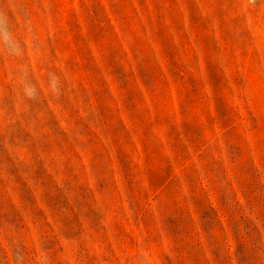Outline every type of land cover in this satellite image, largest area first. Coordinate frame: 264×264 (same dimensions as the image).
<instances>
[{
  "label": "rangeland",
  "instance_id": "1",
  "mask_svg": "<svg viewBox=\"0 0 264 264\" xmlns=\"http://www.w3.org/2000/svg\"><path fill=\"white\" fill-rule=\"evenodd\" d=\"M0 264H264V0H0Z\"/></svg>",
  "mask_w": 264,
  "mask_h": 264
}]
</instances>
